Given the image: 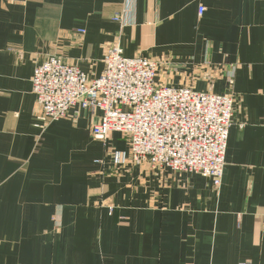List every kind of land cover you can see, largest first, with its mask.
I'll return each mask as SVG.
<instances>
[{
  "label": "crops",
  "instance_id": "crops-1",
  "mask_svg": "<svg viewBox=\"0 0 264 264\" xmlns=\"http://www.w3.org/2000/svg\"><path fill=\"white\" fill-rule=\"evenodd\" d=\"M114 42L157 82L235 95L218 188L95 140L100 110L36 125L35 61L96 77ZM241 262L264 264V0H0V264Z\"/></svg>",
  "mask_w": 264,
  "mask_h": 264
},
{
  "label": "built area",
  "instance_id": "built-area-1",
  "mask_svg": "<svg viewBox=\"0 0 264 264\" xmlns=\"http://www.w3.org/2000/svg\"><path fill=\"white\" fill-rule=\"evenodd\" d=\"M203 11L200 5L198 14ZM102 63L101 73L89 77L76 64L55 55L36 60L31 78L36 125L44 129L68 116L75 106L100 110L90 129L95 140L105 142L112 132H119L127 137V158L133 163L197 173L218 188L235 95L157 82L158 61L126 57L118 42L107 47ZM124 159L117 153V161Z\"/></svg>",
  "mask_w": 264,
  "mask_h": 264
}]
</instances>
